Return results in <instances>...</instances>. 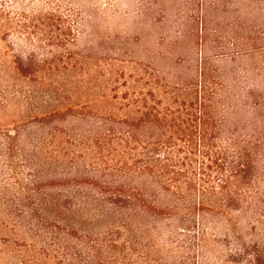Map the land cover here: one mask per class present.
Listing matches in <instances>:
<instances>
[{
  "label": "trees",
  "instance_id": "trees-1",
  "mask_svg": "<svg viewBox=\"0 0 264 264\" xmlns=\"http://www.w3.org/2000/svg\"><path fill=\"white\" fill-rule=\"evenodd\" d=\"M26 1L12 0L11 7L0 3V121L7 120L9 112L16 113L12 118L23 116L38 97L25 82L53 83L48 74L76 69L93 56L68 49L76 41L68 20L38 12L33 0ZM126 1L134 4L133 22L144 24L135 42L155 43L162 51L150 54L148 48L141 49L147 59L132 60L137 72L113 70V82L127 78L134 86L120 96L125 103L119 109L126 113L99 117L104 132L94 138V145L101 151L106 148L109 159L104 161L99 152L100 177L113 179L89 180L88 173H81L85 181L79 184H88L95 195L42 199L30 211V220L38 236L56 247L64 264H194L190 256L166 263L152 243L151 231L170 235L171 227L155 222L184 210L175 223L178 233L190 240L193 236L188 234L196 226L190 217L209 210L210 201L229 208L239 198V188L249 184L251 153L230 137L220 138V113L226 106L222 92L227 86L216 63L235 62L239 56L264 58V0ZM22 5L29 9L18 7ZM51 28L60 34L53 35ZM117 49L127 55L124 46ZM110 90L116 92L115 87ZM40 95L49 103L50 93ZM46 105L50 108L36 115V121L84 116L71 105ZM11 122L12 127L23 124ZM88 218L99 226L88 225Z\"/></svg>",
  "mask_w": 264,
  "mask_h": 264
},
{
  "label": "rangeland",
  "instance_id": "rangeland-1",
  "mask_svg": "<svg viewBox=\"0 0 264 264\" xmlns=\"http://www.w3.org/2000/svg\"><path fill=\"white\" fill-rule=\"evenodd\" d=\"M0 3L12 6V0H0ZM47 3L33 0L32 7L68 20L71 33L76 36L74 45L68 49L93 56L82 60L81 67L48 74L55 80L53 83L25 82V87L36 91L34 95L38 97L29 103V110L23 116L12 118L15 112H9L7 120L0 121V264L65 263L56 247L38 236L29 213L39 207L42 199L95 195L96 191L88 184H79L85 181L81 180V173H88L89 180L93 176L99 181L113 179L100 177L98 169L103 164L98 157L109 159L106 148L101 151L94 145V138L104 132L98 124L99 117H122L126 113L125 109H119L125 103L120 96L128 87H134L127 78L113 82V70H123L125 75L137 72L132 62L147 59L141 49L148 48L150 54L162 51L155 43L135 42L144 24L133 22L132 2L48 0ZM50 30L53 35L60 34L55 28ZM166 37L171 41L170 34ZM121 46L126 48L127 55L117 49ZM136 50L131 55L130 51ZM254 56L216 63L224 71L222 79L227 86L222 92L226 106L220 113L224 133L220 138L230 137L238 147L251 153L249 184L239 188L240 196L229 208L210 201L209 210L198 212L194 219L190 217L196 223L194 231L188 234L193 236L190 240L176 228L175 221L184 215V210L163 218L162 222L156 221V226H168L173 231L170 235L151 231L152 243L166 263L179 256H190L194 264H264V58ZM39 57L43 56L39 54ZM158 68L163 69L162 65ZM114 87L116 92L110 90ZM42 93H50L49 103L42 99ZM58 103L62 108L71 105L84 116H66L62 121H53L48 116L46 123L36 121V115L42 116L50 108L46 104ZM20 120L23 124L12 127L11 121L20 123ZM93 221L88 218V225L92 223L91 227L97 228L99 223L93 225ZM147 224L149 228L152 225Z\"/></svg>",
  "mask_w": 264,
  "mask_h": 264
}]
</instances>
